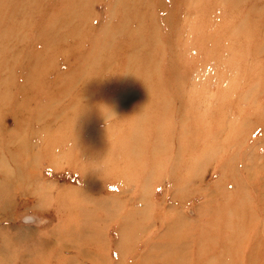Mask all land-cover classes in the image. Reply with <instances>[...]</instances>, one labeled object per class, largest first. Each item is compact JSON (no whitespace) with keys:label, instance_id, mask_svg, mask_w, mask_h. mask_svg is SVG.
I'll return each instance as SVG.
<instances>
[{"label":"rangeland","instance_id":"1","mask_svg":"<svg viewBox=\"0 0 264 264\" xmlns=\"http://www.w3.org/2000/svg\"><path fill=\"white\" fill-rule=\"evenodd\" d=\"M263 116L264 0H0V264H128L138 222L197 264L228 201L264 264Z\"/></svg>","mask_w":264,"mask_h":264},{"label":"bare ground","instance_id":"2","mask_svg":"<svg viewBox=\"0 0 264 264\" xmlns=\"http://www.w3.org/2000/svg\"><path fill=\"white\" fill-rule=\"evenodd\" d=\"M260 118H262L261 115L260 116L257 115L255 117V119H260ZM8 140L12 142L13 138L11 139L9 138ZM20 146L22 149L24 148L27 149V144L21 143ZM31 148L33 149L32 145L30 146V149ZM10 156L11 155H9V157ZM27 160L28 162H31L33 158L28 157ZM233 176L234 175H232V178ZM226 179L227 178L222 179V182L224 183L225 181H227ZM1 194H4V192L0 191V195ZM247 211H248L247 204H243L242 206L241 203L239 204L236 202V204H233V202L228 201V203H223V205L214 208L213 213L223 214L221 226L219 227L213 226V224L215 225L213 219L217 218L214 214V217L213 218L210 217L205 222V225L201 227V232H198L196 234L191 232V234H193L195 244H197V247H199L197 254V258H198L197 264H225L224 262H228V264H239L240 261L241 264H243V257H240L239 259V255L234 253L235 251L233 247L236 246V237L231 236L230 239H225L224 236H228V234H231L227 229H231L233 232V230L236 227L237 230L243 227L240 224L242 221H240V223L237 222L236 217H240L243 215V218L245 219V214ZM71 213H73V211H71ZM209 221H212L210 223V226L208 225ZM136 224L137 227H134V225L132 227L128 242L127 243L124 242V244H126L127 246L126 247L128 252L127 256H130V261L128 262V264H183L184 263L183 260L185 254L183 253L182 249L184 247V242L186 239L183 236L189 234V232H185L183 236L180 238L182 228L180 227V225H176L175 223L171 222V224H168L170 233L165 237L164 236L160 237V240L163 241L165 244L167 243L168 245L171 244L176 246L175 252L168 249H164V250L158 249V252L150 254L151 251H148L146 252V256H142L141 254H139V252H136V254L134 252L138 248V246H141L143 250L145 248V245L143 243H146L145 238L147 237L148 234L145 233L144 236H142V232L145 230L146 226L148 225V222H138ZM89 232H90L89 235L90 238L89 237L85 238L84 235L82 234L78 235L77 233V235H74L75 237H73V239L79 240V238L80 239L84 238L86 242H89L92 240L91 234H94L95 230L90 229ZM222 234H224V236ZM164 243H162L161 246H163ZM87 245H90L88 248H96L97 246H99L95 242H89L87 243ZM70 246L73 247L72 249L74 250V253H77L80 256L84 255L85 253L84 249L86 247L83 246L81 247L79 245L78 246L70 245ZM242 252L243 251H241L240 253L242 254ZM94 255L97 256L96 252H94ZM152 256H154L155 258H152ZM100 259L103 260L102 258H98V260ZM208 259L211 260L212 262H208ZM123 260L124 258H121L119 262L121 264H124ZM65 264H71V261H66Z\"/></svg>","mask_w":264,"mask_h":264}]
</instances>
